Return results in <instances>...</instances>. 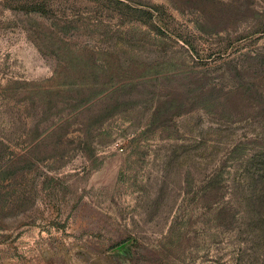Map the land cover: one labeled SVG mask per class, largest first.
I'll list each match as a JSON object with an SVG mask.
<instances>
[{
    "label": "rangeland",
    "instance_id": "rangeland-1",
    "mask_svg": "<svg viewBox=\"0 0 264 264\" xmlns=\"http://www.w3.org/2000/svg\"><path fill=\"white\" fill-rule=\"evenodd\" d=\"M0 264H264V0H0Z\"/></svg>",
    "mask_w": 264,
    "mask_h": 264
}]
</instances>
